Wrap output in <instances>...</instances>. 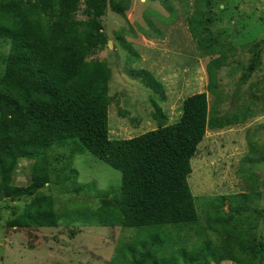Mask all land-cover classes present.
Here are the masks:
<instances>
[{
    "label": "trees",
    "instance_id": "16d2710c",
    "mask_svg": "<svg viewBox=\"0 0 264 264\" xmlns=\"http://www.w3.org/2000/svg\"><path fill=\"white\" fill-rule=\"evenodd\" d=\"M124 3L0 0V41L10 46L0 74V201L30 200L8 223L10 228L29 231L59 227L55 201L42 190L51 184L49 152L68 140L76 141L79 150L121 173L119 198L110 200L107 193L91 212L99 226L155 230L198 223L189 185L192 160L209 130L243 124L250 112L244 109L223 119L219 115L226 101L219 76L230 67L235 47L213 34L210 0H196L188 29L200 54L211 58L206 66L207 92L184 101L178 123L168 125L167 116L155 104L156 130L129 140H112V70L106 61L92 58L109 45L103 25L108 8L125 17L128 6ZM125 48L136 56L129 45ZM253 60L249 72L255 70L257 56ZM130 75L164 99L162 86L151 73L140 70ZM208 94L214 98L212 106ZM23 162L31 164V181L26 187L15 185ZM258 196L238 194L212 201L208 227L229 241L219 254L211 249V258L203 247L191 252L180 249L164 257L161 254L166 243L156 231L122 250L132 255L135 264H179L180 256L184 264H264V242L252 229L233 224L234 216L249 212L251 200ZM227 201L232 215L225 218L222 211Z\"/></svg>",
    "mask_w": 264,
    "mask_h": 264
},
{
    "label": "rangeland",
    "instance_id": "374dc122",
    "mask_svg": "<svg viewBox=\"0 0 264 264\" xmlns=\"http://www.w3.org/2000/svg\"><path fill=\"white\" fill-rule=\"evenodd\" d=\"M120 0H110V2ZM128 6L125 17L111 6L103 19L109 45L92 60L106 61L112 70L110 81L109 132L112 140H129L158 128L155 104L168 118V125L181 119L184 101L207 92L206 66L188 29L196 0H121ZM79 19H84L78 14ZM213 34L234 47L230 67L221 71L219 82L226 96L220 118L250 111L246 122L209 130L192 160L189 185L195 198L199 221L185 228L153 230L99 226L91 212L99 201L117 200L121 173L79 150L68 140L49 152L51 184L42 193L55 201L59 227L20 231L8 223L17 218L30 200L0 201V264H135L124 252L127 244L160 234L166 243L161 254L169 257L178 250L191 252L201 247L205 254L225 249L226 235L208 227V209L221 196L259 193L249 212L234 216L233 224L252 229L264 242V0H210ZM129 45L136 56L125 48ZM256 46V47H254ZM9 44L0 41V74L5 68ZM254 47V48H253ZM255 70L249 72L253 57ZM144 70L160 83L164 99L142 81L130 75ZM212 106L214 98L208 94ZM121 112H126L122 116ZM244 117V115H243ZM30 162H23L15 185L31 181ZM222 214L232 215L227 201ZM211 258V257H210ZM179 264H184L179 257ZM222 264H235L224 261Z\"/></svg>",
    "mask_w": 264,
    "mask_h": 264
}]
</instances>
